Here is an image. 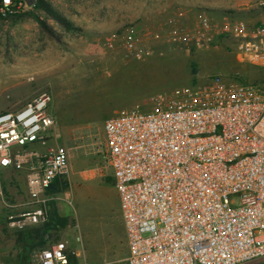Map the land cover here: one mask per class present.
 <instances>
[{
  "label": "built area",
  "instance_id": "1",
  "mask_svg": "<svg viewBox=\"0 0 264 264\" xmlns=\"http://www.w3.org/2000/svg\"><path fill=\"white\" fill-rule=\"evenodd\" d=\"M26 6V0H0V15ZM182 35L198 48L227 40L238 59L264 66V4L255 22L202 13ZM52 100L43 92L21 109L0 113V170L26 178L27 206L4 204V227L15 234L48 221L50 186L69 171L64 145L28 149L45 144L56 124ZM150 104L119 110L104 124L128 264L264 260V86L217 78L159 93ZM71 253L58 241L36 249L32 264H72Z\"/></svg>",
  "mask_w": 264,
  "mask_h": 264
},
{
  "label": "rangeland",
  "instance_id": "2",
  "mask_svg": "<svg viewBox=\"0 0 264 264\" xmlns=\"http://www.w3.org/2000/svg\"><path fill=\"white\" fill-rule=\"evenodd\" d=\"M45 1L70 25L37 2L17 14L0 15V113L21 109L43 92L52 94L48 110L56 124L45 144H30L28 149H69L63 190L54 192L51 202L72 225L51 231L47 238L66 242L73 263L128 264L120 198L106 158V119L140 102L148 110L159 93L217 78L264 86V66L238 59L231 42L198 48L182 35L202 13L255 22L264 0H191L179 20L169 17L158 24L155 0ZM1 171L3 217L6 202L18 210L27 206L28 197L24 174L10 168ZM18 238L0 224V264H32L35 250Z\"/></svg>",
  "mask_w": 264,
  "mask_h": 264
},
{
  "label": "trees",
  "instance_id": "3",
  "mask_svg": "<svg viewBox=\"0 0 264 264\" xmlns=\"http://www.w3.org/2000/svg\"><path fill=\"white\" fill-rule=\"evenodd\" d=\"M27 3L29 4H33L35 2H37L36 5H38L40 8H43L47 13H49L51 16H53L54 18H56L58 21H60L61 23H63L64 25L69 26V22H67V20L65 18H63V16L57 12L48 2H46L45 0H26ZM40 23L46 28L49 29L47 24L44 23L43 21L40 20ZM61 180H57L55 185L57 187L58 190L53 191V192H62L63 188L60 186ZM49 219L46 223L40 225V226H34L31 228H28L27 230H24L22 232L17 233L18 241L22 242L26 247L30 246L29 248L31 249H38L41 247H45L48 245L53 244V242H58V241H53V242H49V239L47 238V235L55 230H59L62 228H66L69 225H72V220L69 216H65L60 214V212L58 211V208L56 207V205L54 206V202L50 203V208H49ZM26 255L23 254L21 256V260L24 263L25 259H26ZM70 258H71V263L72 264H78L76 262L73 263V259L71 257L70 254Z\"/></svg>",
  "mask_w": 264,
  "mask_h": 264
},
{
  "label": "crops",
  "instance_id": "4",
  "mask_svg": "<svg viewBox=\"0 0 264 264\" xmlns=\"http://www.w3.org/2000/svg\"><path fill=\"white\" fill-rule=\"evenodd\" d=\"M190 3L191 0H155V23L158 24L159 21L166 20L169 17H170L169 19L172 21L179 20L180 17L186 14V11L184 10L187 9V7H189ZM27 5H29V3H27ZM1 173L2 172H0V175ZM5 213L1 215H5ZM4 221H5V217L0 216L1 226H5ZM124 233H125V238L123 241V246L128 248L125 226H124ZM128 254H129V248H128Z\"/></svg>",
  "mask_w": 264,
  "mask_h": 264
},
{
  "label": "water",
  "instance_id": "5",
  "mask_svg": "<svg viewBox=\"0 0 264 264\" xmlns=\"http://www.w3.org/2000/svg\"><path fill=\"white\" fill-rule=\"evenodd\" d=\"M50 189H52V190H56L57 187H56V185H51V186H50Z\"/></svg>",
  "mask_w": 264,
  "mask_h": 264
}]
</instances>
